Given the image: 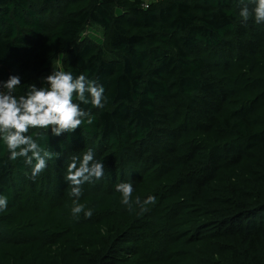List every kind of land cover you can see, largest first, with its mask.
<instances>
[{
    "label": "trees",
    "instance_id": "obj_1",
    "mask_svg": "<svg viewBox=\"0 0 264 264\" xmlns=\"http://www.w3.org/2000/svg\"><path fill=\"white\" fill-rule=\"evenodd\" d=\"M147 5V7H145ZM252 7V5H250ZM237 0H0V81L86 72L108 104L35 180L0 146V264H264V24ZM104 177L71 215V156ZM156 197L129 212L114 186Z\"/></svg>",
    "mask_w": 264,
    "mask_h": 264
},
{
    "label": "clouds",
    "instance_id": "obj_2",
    "mask_svg": "<svg viewBox=\"0 0 264 264\" xmlns=\"http://www.w3.org/2000/svg\"><path fill=\"white\" fill-rule=\"evenodd\" d=\"M237 6L242 22L264 24V0H237ZM23 85L19 75L0 81V146L7 149L9 160L23 159L35 180L50 161L59 159L60 154L50 149V138L72 134L82 125L93 124L92 109H104L108 97L103 85L90 79L86 72L74 75L59 67L42 77L39 86L31 83L23 88ZM105 168L103 160L97 159L91 148L71 156L67 163L64 179L71 187V215L77 220L81 214L84 219L93 216L94 210L86 208L80 198L83 186L100 181ZM114 191L120 194V203L129 212L138 208L143 213L156 203L154 195L144 199L134 197L131 181L116 184ZM7 206L8 197L0 193V212Z\"/></svg>",
    "mask_w": 264,
    "mask_h": 264
}]
</instances>
